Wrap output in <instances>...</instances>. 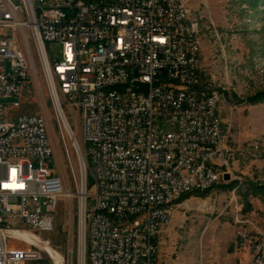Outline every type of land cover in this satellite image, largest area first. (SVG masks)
Returning <instances> with one entry per match:
<instances>
[{"label": "built area", "instance_id": "obj_1", "mask_svg": "<svg viewBox=\"0 0 264 264\" xmlns=\"http://www.w3.org/2000/svg\"><path fill=\"white\" fill-rule=\"evenodd\" d=\"M189 19L176 0H0V264L38 259L10 248L9 232L55 230L61 203L69 228L76 211L79 264H157L179 199L231 175ZM38 69L43 112L16 115L27 88L40 90ZM159 122L169 129L154 130ZM194 157L202 164L188 172ZM239 240L256 259L264 252L259 228Z\"/></svg>", "mask_w": 264, "mask_h": 264}, {"label": "rangeland", "instance_id": "obj_2", "mask_svg": "<svg viewBox=\"0 0 264 264\" xmlns=\"http://www.w3.org/2000/svg\"><path fill=\"white\" fill-rule=\"evenodd\" d=\"M187 4L198 23L200 61L206 72L203 84L220 92L218 108L231 175L178 203L159 232L157 264H264V252L256 259L239 240L242 231H264V99L251 102L264 93V0H187ZM46 46L53 59L61 58V43L51 41ZM38 73L40 90L33 84L27 88L16 115L43 112L41 98L48 100L47 87L40 69ZM70 123L75 128L72 119ZM168 129L166 123L154 125L159 132ZM54 142L62 163L63 145ZM68 148L77 178L78 161L69 141ZM57 158L46 159L54 175L59 174ZM74 219L69 228L61 203L55 230H12L9 246L39 251V258L28 264H79L76 211Z\"/></svg>", "mask_w": 264, "mask_h": 264}, {"label": "bare ground", "instance_id": "obj_3", "mask_svg": "<svg viewBox=\"0 0 264 264\" xmlns=\"http://www.w3.org/2000/svg\"><path fill=\"white\" fill-rule=\"evenodd\" d=\"M176 3L180 5L182 13L189 15V23H188V30H194L195 33L199 32L198 29V23L191 18L187 0H176ZM219 100H220V92L217 90V92H214V98H213V116L214 121L217 125H219V128H217V134H216V144H221V153H228L229 148L224 144L223 142V128H222V121L219 114ZM198 164H202V157H194V160L188 161V172H196V169L198 167ZM223 169L228 170V159H224L223 161ZM213 187H208V190ZM260 255V254H259Z\"/></svg>", "mask_w": 264, "mask_h": 264}, {"label": "trees", "instance_id": "obj_4", "mask_svg": "<svg viewBox=\"0 0 264 264\" xmlns=\"http://www.w3.org/2000/svg\"><path fill=\"white\" fill-rule=\"evenodd\" d=\"M251 99H252L251 102L262 101V100L264 99V93L256 94V95L253 96V98H251ZM209 190H210V189H209ZM207 191H208V190H207ZM207 191H204V192H207ZM192 193H194V192H192ZM192 193L185 194V196L183 195V196L179 199L178 203L181 202L183 199H185V198L187 197V195H190V194H192ZM195 193H197V192H195Z\"/></svg>", "mask_w": 264, "mask_h": 264}, {"label": "water", "instance_id": "obj_5", "mask_svg": "<svg viewBox=\"0 0 264 264\" xmlns=\"http://www.w3.org/2000/svg\"><path fill=\"white\" fill-rule=\"evenodd\" d=\"M224 180H229L230 179V174L229 173H225L223 176Z\"/></svg>", "mask_w": 264, "mask_h": 264}, {"label": "crops", "instance_id": "obj_6", "mask_svg": "<svg viewBox=\"0 0 264 264\" xmlns=\"http://www.w3.org/2000/svg\"><path fill=\"white\" fill-rule=\"evenodd\" d=\"M35 233H37V232H35ZM38 234V233H37Z\"/></svg>", "mask_w": 264, "mask_h": 264}]
</instances>
